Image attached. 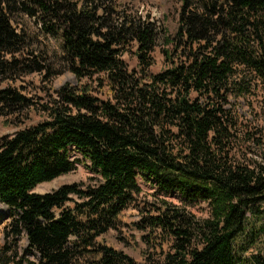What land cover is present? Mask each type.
<instances>
[{
  "label": "trees",
  "instance_id": "obj_1",
  "mask_svg": "<svg viewBox=\"0 0 264 264\" xmlns=\"http://www.w3.org/2000/svg\"><path fill=\"white\" fill-rule=\"evenodd\" d=\"M50 38L79 82L42 103L14 83L55 74L36 45ZM34 112L0 139V264H264V244L244 258L264 234V0H182L175 35L119 0H0V116ZM75 152L88 180L35 192L76 170ZM140 176L181 202L156 197L135 222L144 262L101 240Z\"/></svg>",
  "mask_w": 264,
  "mask_h": 264
},
{
  "label": "rangeland",
  "instance_id": "obj_2",
  "mask_svg": "<svg viewBox=\"0 0 264 264\" xmlns=\"http://www.w3.org/2000/svg\"><path fill=\"white\" fill-rule=\"evenodd\" d=\"M121 3L126 4L133 10H140L144 14H150L155 18L160 25H163L168 33L175 35L179 27L180 9L182 0H119ZM45 53L48 54L50 65L52 66V72L55 74L50 75L48 79L44 75L35 73L24 77L21 80H17L14 83L15 86L20 88L25 94L35 98L36 101L46 103L50 100V95L55 94V91L60 89L66 84L77 85L78 79L71 70L65 67L62 59L61 41L57 38H50L43 42L36 44ZM125 58L129 62L131 67L136 66V59L131 58L130 55H126ZM155 64L152 68V72H159L165 66V58L162 53V48L158 47L154 53ZM86 81V80H84ZM94 86H97L94 83ZM107 92V91H106ZM251 115L253 113L251 112ZM42 115L34 112L30 119H24V123L20 126L15 124H9L6 119L0 116V139L4 136L13 135L20 128L34 125L42 120ZM76 157L82 158V162L78 168L68 174L62 175L52 181H48L40 184L35 192L45 194L52 192L62 185L86 182L92 175V170L86 163L85 159L75 152ZM143 193L140 195L136 206L130 207L121 215L122 227L120 231H111L105 235L101 240L110 246L115 247L118 250H122L135 258L138 262H144L146 245L142 240V232L135 228V222L141 219L142 214L146 213L147 203L155 202L157 198H165L176 204H181L179 196L167 195L164 193H157L153 185L147 181L144 177L138 178ZM193 212L199 217H205L208 215V206L206 204L197 205L192 208ZM11 209L4 205L0 201V246L4 241V230L9 220ZM264 218L258 221H252V226L263 224ZM259 228V227H257ZM258 242L255 246L251 247L245 257H249L252 253H256L260 246L264 244V234L259 235ZM247 243V240L243 241ZM25 245V244H24Z\"/></svg>",
  "mask_w": 264,
  "mask_h": 264
}]
</instances>
